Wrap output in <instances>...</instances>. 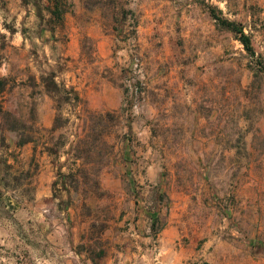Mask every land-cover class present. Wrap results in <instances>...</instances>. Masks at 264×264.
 I'll use <instances>...</instances> for the list:
<instances>
[{"label": "rangeland", "instance_id": "1", "mask_svg": "<svg viewBox=\"0 0 264 264\" xmlns=\"http://www.w3.org/2000/svg\"><path fill=\"white\" fill-rule=\"evenodd\" d=\"M259 60L264 0H0V264H238L264 241Z\"/></svg>", "mask_w": 264, "mask_h": 264}, {"label": "crops", "instance_id": "2", "mask_svg": "<svg viewBox=\"0 0 264 264\" xmlns=\"http://www.w3.org/2000/svg\"><path fill=\"white\" fill-rule=\"evenodd\" d=\"M128 217H132L134 220V232L138 233V236L143 234V231H152L153 230V217H158L157 212L152 211L149 214V218H145L143 212H132L130 211L127 214ZM126 216V217H127ZM177 225L176 219L172 216L168 219V222L164 225V231L173 230ZM247 252L241 259H239L238 264H264V252L257 251L259 246L264 247V241H261L259 237L253 234L250 241L247 242ZM262 247V248H263ZM264 249V248H263ZM227 264H230L229 262Z\"/></svg>", "mask_w": 264, "mask_h": 264}, {"label": "trees", "instance_id": "3", "mask_svg": "<svg viewBox=\"0 0 264 264\" xmlns=\"http://www.w3.org/2000/svg\"><path fill=\"white\" fill-rule=\"evenodd\" d=\"M55 4H56V5H54V6H56L55 9H57L59 11L64 10L62 8L60 1L56 2ZM213 16L225 27V29L234 32L236 37L241 41V43H243L247 52L250 55L255 57L256 51H255V48L253 46L252 37L250 34L245 33L244 29L242 27H240V25H238V23L236 21H231V20L222 18L215 13H213ZM255 67H256V69L254 70L255 71V82L256 81L259 82V80L261 79V73H263L262 71H264L263 70L264 69V61L259 60ZM0 85H2L1 80H0ZM28 141L29 140H23V141H20L19 144L23 145V144L27 143ZM86 145H87V142H86ZM157 221H158V217H153V230L155 229V226H156L155 223ZM101 252H103V250Z\"/></svg>", "mask_w": 264, "mask_h": 264}]
</instances>
